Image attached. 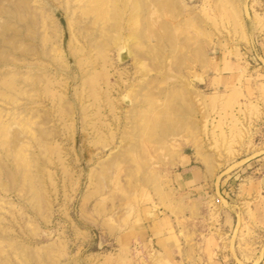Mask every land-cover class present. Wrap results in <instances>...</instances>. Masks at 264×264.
Returning <instances> with one entry per match:
<instances>
[{
  "label": "rangeland",
  "instance_id": "rangeland-1",
  "mask_svg": "<svg viewBox=\"0 0 264 264\" xmlns=\"http://www.w3.org/2000/svg\"><path fill=\"white\" fill-rule=\"evenodd\" d=\"M263 83L264 0H0V264H264Z\"/></svg>",
  "mask_w": 264,
  "mask_h": 264
},
{
  "label": "crops",
  "instance_id": "crops-1",
  "mask_svg": "<svg viewBox=\"0 0 264 264\" xmlns=\"http://www.w3.org/2000/svg\"><path fill=\"white\" fill-rule=\"evenodd\" d=\"M215 67H217V64H215ZM229 69H230V65L227 62L223 65L221 64V71L224 70L223 72H227V71H230ZM230 75L229 74L225 76L222 75L220 78L226 81L228 80ZM262 85H264V83ZM203 180H204L203 173L199 171L197 168H195L194 166L186 167L182 174V181L189 183L190 186H193V187L200 185L203 182ZM260 186L264 187V180L262 181L260 180ZM220 198L226 201V199H224V197H222L221 195H220ZM150 212H148L147 215H149ZM161 226H162V220H160L155 215L151 216L147 218V224L146 226H143V228L140 230L141 232L136 233V235L138 236L136 237L139 238L140 241H145V240L152 241L154 239L155 245L163 246L164 242H166L164 237L157 238L156 236L161 231ZM211 233L212 232H210V234H207L208 238H206L207 240L205 242L204 247L206 250L214 252L217 249L215 243L217 242L218 244V238L216 236H213ZM213 264H222V260L213 261Z\"/></svg>",
  "mask_w": 264,
  "mask_h": 264
}]
</instances>
